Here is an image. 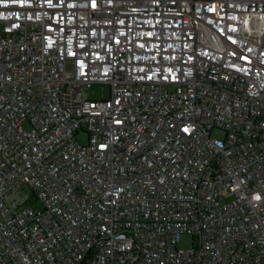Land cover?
<instances>
[{
    "label": "built area",
    "instance_id": "built-area-1",
    "mask_svg": "<svg viewBox=\"0 0 264 264\" xmlns=\"http://www.w3.org/2000/svg\"><path fill=\"white\" fill-rule=\"evenodd\" d=\"M95 2L0 0V264H264V0Z\"/></svg>",
    "mask_w": 264,
    "mask_h": 264
},
{
    "label": "rangeland",
    "instance_id": "rangeland-1",
    "mask_svg": "<svg viewBox=\"0 0 264 264\" xmlns=\"http://www.w3.org/2000/svg\"><path fill=\"white\" fill-rule=\"evenodd\" d=\"M87 95H88L89 99H91V100H105V99L109 98V96H110V87L108 85H104V84L94 85L87 91ZM212 136L216 137V138H223V133L221 131L214 130L212 132ZM77 138L81 143H85L87 141V134L84 132H81L77 135ZM33 206L36 209L41 208V204L37 201L33 202ZM190 245H191L190 236H184L182 239V245L181 246L183 248L187 249L190 247Z\"/></svg>",
    "mask_w": 264,
    "mask_h": 264
},
{
    "label": "snow or ice",
    "instance_id": "snow-or-ice-1",
    "mask_svg": "<svg viewBox=\"0 0 264 264\" xmlns=\"http://www.w3.org/2000/svg\"><path fill=\"white\" fill-rule=\"evenodd\" d=\"M12 2H14V3H19V4L23 5L24 2H25V0H12ZM52 2H53V0H47V3H48L49 5H51ZM174 2H175V0H174ZM224 3H225V4H229V0H224ZM91 6H92L93 8L96 7V2H95V0H92V4H91ZM230 6H231V7H235L236 5H235V3H232ZM215 10H216L215 8H210V9H209V11H215ZM221 31H223V30H221ZM233 31H235V29H233ZM149 35H151V33H149ZM225 38H226L227 41H231L233 44H235V42H236L235 39L233 38V36H232L231 34H227ZM117 42H119V41H117ZM142 46H143V45H141V47H142ZM249 51H250V49H249ZM232 55H237V52H236V51H233V52H232ZM239 58H240V59H243V60H246V61H249V63L251 62L247 56H243L242 54H240ZM189 59H191V57H189ZM233 67H235V65H233ZM185 131H187V128H185ZM101 147H105V146H104V145H101ZM256 199H260V197L257 196Z\"/></svg>",
    "mask_w": 264,
    "mask_h": 264
}]
</instances>
